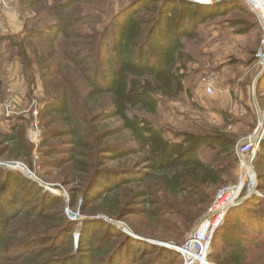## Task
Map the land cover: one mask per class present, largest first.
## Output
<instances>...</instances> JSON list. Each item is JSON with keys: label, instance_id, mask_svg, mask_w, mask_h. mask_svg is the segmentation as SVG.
Masks as SVG:
<instances>
[{"label": "trees", "instance_id": "trees-1", "mask_svg": "<svg viewBox=\"0 0 264 264\" xmlns=\"http://www.w3.org/2000/svg\"><path fill=\"white\" fill-rule=\"evenodd\" d=\"M242 1L131 0L116 11L110 0H18L29 18L19 32L0 28V57L18 59L31 90L42 91V139L35 161L30 120L3 115L0 159L23 162L42 181L68 188L84 218L77 242L63 197L0 167V264H182L178 252L90 215L181 243L217 189L233 183L228 175L238 171L242 132L214 125L178 131L156 116L161 100L187 92L184 39ZM40 11L47 22L35 19ZM4 81L0 74V102ZM202 149L212 153L208 160ZM255 164L264 187V140ZM136 165L144 170L131 176ZM215 238V264H264V200L233 207L212 244Z\"/></svg>", "mask_w": 264, "mask_h": 264}, {"label": "rangeland", "instance_id": "rangeland-1", "mask_svg": "<svg viewBox=\"0 0 264 264\" xmlns=\"http://www.w3.org/2000/svg\"><path fill=\"white\" fill-rule=\"evenodd\" d=\"M110 1L113 3L114 10H118L120 6L127 4L131 0ZM218 1L221 0H213V3ZM102 7L105 9L104 5H102ZM25 14L26 13H23L21 10L18 0H0V28L3 29V32L15 33L21 31L22 24L29 18V15ZM36 15L35 19L39 20L42 18L44 22L49 20L45 11H40V13L36 12ZM237 20H240V22L242 20V23H240V25H232V22H236ZM261 38L262 29L259 18L254 12L248 9L243 0L242 6H240L239 9L231 11L226 16L212 18L202 25L197 37L184 39L185 48L191 55L190 61L186 63V68L182 70V72L185 73L184 83L187 92L176 99L161 100L159 112L156 116L158 123L178 131L196 130L199 128L205 129L212 125L225 126L228 131L235 130L242 132L243 135L241 140L248 137L254 129L258 127L260 120L258 109L261 108L264 110V106L262 105L264 89L260 90V88L254 87L257 85L258 74L260 72L256 52L260 45ZM2 49L5 48L2 47ZM2 58L3 57H0V74L5 81L2 101L0 102V124L7 127L2 107L4 101L8 97L9 88L21 90L24 97L22 107L19 108L14 115L28 118V120L31 121L32 116L29 109H31L32 106L36 107V105H38V101L43 96L42 91L38 89L37 86L36 90H31L26 77L22 73V64L18 59H6L1 62ZM209 77L213 79V85L216 89L214 94H207L203 88L204 78ZM262 81L264 82V79ZM262 86L263 83L260 82V87ZM237 92H241V102L236 98ZM225 117H228V122L225 120ZM29 133L30 130L28 129V134ZM201 153L203 158L207 160L212 154L207 149H202ZM3 162L7 161L3 160ZM24 165L26 164L24 163ZM2 168L9 170L7 167L2 166ZM39 168L40 164L36 166L38 172L41 171ZM128 169L135 171L133 174L131 173V176H135L144 170V166L136 165ZM255 171L258 177L256 164ZM120 174L119 177L123 176L125 178L126 175H124V173ZM238 175L239 172L235 171V173L228 175V179L230 182H235L238 179ZM52 184H59V182L52 181ZM58 189L62 190L60 188ZM255 189H257L259 194H253L250 196V199L257 197L259 200H264V187L260 185L259 177ZM65 190L69 194V189L65 188ZM66 191H62L58 194L51 192V194L63 197L66 206L67 198L64 195ZM71 196L70 193L68 203L70 209L80 211L79 208L74 209L70 205L72 200ZM203 214L200 215V218ZM81 215L84 218L82 213ZM90 216L103 220L108 219V221L111 219L101 212H94ZM132 218L133 216L130 213L126 216V219ZM76 222L77 227L73 234L77 241V235L79 234L83 222ZM134 235H136V237L147 238L151 241L154 240L159 244H161L160 242H164L165 245L163 246L165 247H167L166 244L179 243V241L169 242L151 236L143 237L137 233H134ZM219 244L220 240L215 238L212 244V250L214 247L216 248L219 246ZM167 255H170V253H167Z\"/></svg>", "mask_w": 264, "mask_h": 264}, {"label": "built area", "instance_id": "built-area-1", "mask_svg": "<svg viewBox=\"0 0 264 264\" xmlns=\"http://www.w3.org/2000/svg\"><path fill=\"white\" fill-rule=\"evenodd\" d=\"M200 3L211 4L213 0H196ZM248 8L254 12L261 23L262 38L256 52V57L259 63L260 71L264 69V0H244ZM260 73V72H259ZM259 75V74H258ZM256 88V85L254 86ZM203 88L207 94H214L216 89L213 85L212 78H204ZM24 101L23 92L15 88L8 89V97L3 103L2 112L5 117H10L22 107ZM260 120L258 127L246 138L241 140L236 147L238 156V179L226 185L219 187L216 191L215 198L211 205L197 221L194 228L190 231L187 237L181 243L166 244L167 248L178 252L182 257V264H215L209 259L212 249V241L217 230L223 225L229 211L238 205L241 201L250 198V196L258 195L259 192L255 189L258 183V177L255 171V161L257 153L261 149L262 141L264 140V110L258 109ZM32 120L29 124L30 133L28 138L34 146V158L39 160L38 148L41 144L42 129L39 124L38 105L32 106L29 109ZM7 167L9 170H17L24 173L27 177L35 181L49 192L61 193L66 191L60 184L46 183L35 176L23 162L7 161L3 162L0 159V167ZM58 188L62 189L59 190ZM67 198V204L64 208L65 215L71 221L81 222L83 216L80 211L71 210L69 207V194L64 192ZM108 221V219H105ZM109 222L115 224L125 233H129V228L122 222H114L109 219ZM132 236H134L132 234ZM135 237V236H134ZM137 239L147 240L142 237ZM155 243L154 240H147ZM162 243V242H160Z\"/></svg>", "mask_w": 264, "mask_h": 264}, {"label": "water", "instance_id": "water-1", "mask_svg": "<svg viewBox=\"0 0 264 264\" xmlns=\"http://www.w3.org/2000/svg\"><path fill=\"white\" fill-rule=\"evenodd\" d=\"M264 76V69L263 70H261L260 71V73H259V75H258V80L261 78V77H263ZM110 220H112V219H110ZM113 221V220H112ZM115 222V221H114ZM129 235H132V233H131V231L129 230V233H128ZM134 235V234H133ZM78 237H79V234L77 235V241H78ZM147 239V238H146ZM148 240V239H147ZM166 243V242H165ZM154 244H157V245H161V246H163V245H165L164 244V242H162L161 244H159V243H157L156 241H155V243Z\"/></svg>", "mask_w": 264, "mask_h": 264}, {"label": "crops", "instance_id": "crops-1", "mask_svg": "<svg viewBox=\"0 0 264 264\" xmlns=\"http://www.w3.org/2000/svg\"><path fill=\"white\" fill-rule=\"evenodd\" d=\"M264 79V77H261V82L264 84V82L262 81ZM258 82V81H257ZM226 97V96H225ZM241 92H237L236 93V98L239 102H241Z\"/></svg>", "mask_w": 264, "mask_h": 264}]
</instances>
